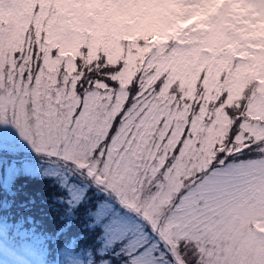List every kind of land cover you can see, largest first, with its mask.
Wrapping results in <instances>:
<instances>
[{
  "label": "snow or ice",
  "instance_id": "6c2138e0",
  "mask_svg": "<svg viewBox=\"0 0 264 264\" xmlns=\"http://www.w3.org/2000/svg\"><path fill=\"white\" fill-rule=\"evenodd\" d=\"M220 2L0 0V264H264V71Z\"/></svg>",
  "mask_w": 264,
  "mask_h": 264
},
{
  "label": "rangeland",
  "instance_id": "374dc122",
  "mask_svg": "<svg viewBox=\"0 0 264 264\" xmlns=\"http://www.w3.org/2000/svg\"><path fill=\"white\" fill-rule=\"evenodd\" d=\"M255 0H221L211 8L212 17L208 23L212 25L209 40L213 44L231 39L232 51L236 48H250L244 55L255 61L252 71H264V16L253 23L252 7ZM175 5L166 3H148L140 7L136 17L137 27L149 31H164L170 19L171 9Z\"/></svg>",
  "mask_w": 264,
  "mask_h": 264
}]
</instances>
